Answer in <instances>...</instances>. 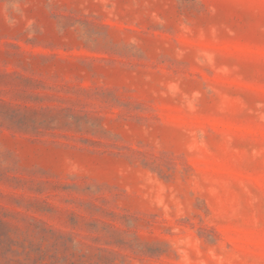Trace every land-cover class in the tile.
<instances>
[{"label": "rangeland", "instance_id": "obj_1", "mask_svg": "<svg viewBox=\"0 0 264 264\" xmlns=\"http://www.w3.org/2000/svg\"><path fill=\"white\" fill-rule=\"evenodd\" d=\"M0 264H264V0H0Z\"/></svg>", "mask_w": 264, "mask_h": 264}]
</instances>
